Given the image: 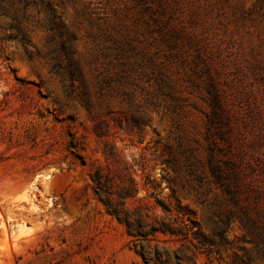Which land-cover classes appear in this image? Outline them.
<instances>
[{
    "label": "rangeland",
    "instance_id": "374dc122",
    "mask_svg": "<svg viewBox=\"0 0 264 264\" xmlns=\"http://www.w3.org/2000/svg\"><path fill=\"white\" fill-rule=\"evenodd\" d=\"M12 1L0 0V264H144L95 179L166 231L151 245L176 252L173 264H264L236 216L231 246L207 243L235 213L211 163L236 147L223 107L238 126L255 67L264 73V0ZM46 2L76 38L92 113L66 99L48 62L25 57L13 29L17 18L28 49L48 52ZM184 224L188 242L167 229Z\"/></svg>",
    "mask_w": 264,
    "mask_h": 264
},
{
    "label": "trees",
    "instance_id": "16d2710c",
    "mask_svg": "<svg viewBox=\"0 0 264 264\" xmlns=\"http://www.w3.org/2000/svg\"><path fill=\"white\" fill-rule=\"evenodd\" d=\"M9 1L11 2L12 0ZM17 1L23 4L26 10L39 0ZM44 4L48 11L49 22L44 24L43 27L52 33L47 44L49 50L46 53L41 50L28 49L30 42H27L28 36L24 33L22 21L13 18L15 22L13 29L19 31L22 36L20 42L24 47V55L30 61L37 58L48 62L51 72L59 77L62 82L67 83L63 84L66 99L76 100L86 111L92 113L93 92L91 84H89V80L86 77L84 66L75 57L76 50L73 47V42L76 38L74 35H70L66 39L68 34L65 25L61 21V16L57 14L51 3L46 2ZM12 6H14V3H12ZM25 18L27 19L28 17ZM56 39L59 40L57 41ZM3 40H18V36L8 35ZM254 72L256 83L246 86V88H250L248 93L250 101L247 105L242 104L240 111L237 112L239 125L236 127L234 125L231 126L232 110H225L224 107L222 109L224 123L229 125L232 132L234 130L237 131L235 136L236 147H234L232 156H227L223 163L219 161L211 163V167L213 174L221 183L234 205L235 213H231L224 220H220L221 227L215 223V232L207 243L218 246V248L231 246L232 242L226 238V233L231 220L236 216L253 236L257 255L264 258V73L258 67H255ZM160 83L162 93L166 88L170 89V86L165 81ZM215 117L216 120L218 118L222 119L221 115H217V113H215ZM94 184V191L106 206L107 212L123 224L128 235L133 238L134 251L143 263L173 264V257L178 258L176 252L159 245L153 248L151 245L156 235L159 233L166 234V231L147 224L139 211L133 212L122 209V196H120V203H117L112 195L100 193V185L96 179ZM131 190L132 188H129L126 192ZM157 203L165 211L169 212L168 207L163 202L158 201ZM190 221L193 228L197 227L194 221ZM167 229L168 232L178 238V241L188 242L187 232L183 233V230L188 231L186 224L178 230L171 227ZM194 235L196 236L198 233H194ZM176 264H179V261H176ZM245 264H251V260H248Z\"/></svg>",
    "mask_w": 264,
    "mask_h": 264
}]
</instances>
